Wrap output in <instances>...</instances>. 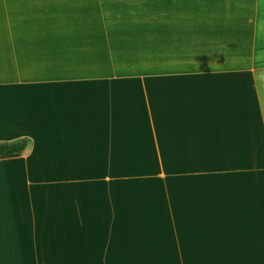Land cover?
<instances>
[{"label":"crops","instance_id":"obj_1","mask_svg":"<svg viewBox=\"0 0 264 264\" xmlns=\"http://www.w3.org/2000/svg\"><path fill=\"white\" fill-rule=\"evenodd\" d=\"M0 264H264V0H0Z\"/></svg>","mask_w":264,"mask_h":264},{"label":"trees","instance_id":"obj_2","mask_svg":"<svg viewBox=\"0 0 264 264\" xmlns=\"http://www.w3.org/2000/svg\"><path fill=\"white\" fill-rule=\"evenodd\" d=\"M27 147L28 140L25 138L10 143H0V157L11 154H24Z\"/></svg>","mask_w":264,"mask_h":264}]
</instances>
